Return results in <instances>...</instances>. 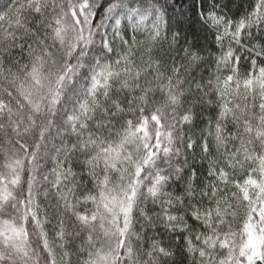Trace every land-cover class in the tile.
Returning <instances> with one entry per match:
<instances>
[{"label": "snow or ice", "instance_id": "snow-or-ice-1", "mask_svg": "<svg viewBox=\"0 0 264 264\" xmlns=\"http://www.w3.org/2000/svg\"><path fill=\"white\" fill-rule=\"evenodd\" d=\"M230 3L0 0V264H264V0Z\"/></svg>", "mask_w": 264, "mask_h": 264}, {"label": "trees", "instance_id": "trees-1", "mask_svg": "<svg viewBox=\"0 0 264 264\" xmlns=\"http://www.w3.org/2000/svg\"><path fill=\"white\" fill-rule=\"evenodd\" d=\"M248 6V0H231V3L229 4V8H230V14H239L240 12H242L244 9H246ZM200 26L197 23H194L192 25V31H197L199 30ZM207 115V114H205ZM204 125L201 124L200 127H203ZM196 134L200 135L199 133V129H196ZM196 162L198 164V166L201 167V176L203 177L204 175V168L206 167V162H201L200 161V157L199 155L196 156ZM43 199V197H41V200ZM50 227V225H49ZM137 227H139V225H137ZM169 235H165L164 236V240L165 243L169 242ZM177 260V264H180L181 260H183L182 257L179 256V254L176 257ZM183 264H187V261L184 260Z\"/></svg>", "mask_w": 264, "mask_h": 264}]
</instances>
